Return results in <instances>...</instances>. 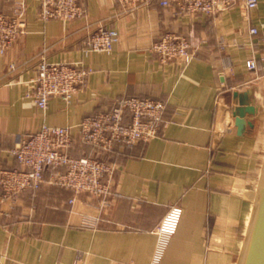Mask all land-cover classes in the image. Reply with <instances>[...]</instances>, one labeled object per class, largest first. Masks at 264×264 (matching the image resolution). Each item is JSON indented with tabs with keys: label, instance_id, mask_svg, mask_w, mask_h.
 <instances>
[{
	"label": "crops",
	"instance_id": "0c3cea01",
	"mask_svg": "<svg viewBox=\"0 0 264 264\" xmlns=\"http://www.w3.org/2000/svg\"><path fill=\"white\" fill-rule=\"evenodd\" d=\"M19 1L0 0V11L11 14ZM21 1L25 32L0 55V165L19 166L10 150L43 123L72 126V155H101L79 139L78 124L124 96L164 100L167 122L149 141L105 154L115 166L105 204L87 193L71 204L73 193L51 184L52 168L39 190L2 203V263L74 264L83 252L78 264H236L264 165V0L215 15L160 0L134 8L80 0L85 15L68 22L41 19L40 0ZM99 25L116 28L119 41L111 52L86 53ZM168 30L189 38L188 64L151 50ZM42 54L93 70L70 102L52 96L46 110L27 93ZM251 56L256 71L246 66ZM249 87L258 111L238 134L233 93ZM87 217L97 223L83 225Z\"/></svg>",
	"mask_w": 264,
	"mask_h": 264
},
{
	"label": "built area",
	"instance_id": "2783aa9c",
	"mask_svg": "<svg viewBox=\"0 0 264 264\" xmlns=\"http://www.w3.org/2000/svg\"><path fill=\"white\" fill-rule=\"evenodd\" d=\"M115 1L134 8L148 0ZM259 2L260 0H160L164 6L174 5L183 12L204 15H215L238 4L251 10ZM38 15L43 20L54 18L68 22L84 16L85 8L80 0H40ZM25 28L24 1L20 0L11 14L0 11V55L25 32ZM249 33H258V28L251 26ZM118 41L119 31L116 28L99 25L88 31L85 52H111ZM151 50L164 62L177 59L188 64L194 56L189 38L171 30L161 34L151 44ZM246 66L256 71L257 58L249 57ZM36 69V75L31 79L32 89L27 93L43 110L48 107L52 96H59L70 102L93 71L89 66L50 61L44 54ZM165 107L166 102L162 99L131 95L119 98L109 110L85 116L78 124L79 139L94 145L101 155H72V126L43 123L39 130L28 134L10 150L19 166L0 165V205L6 201L14 203L26 190H39L49 168L55 170L51 184L73 193L69 200L71 204L82 193L100 197L105 204L113 193L111 181L115 171L114 164L105 154L116 143L129 146L136 142H147L157 136L167 122L164 117ZM97 220L87 217L83 225L96 224ZM83 255V252H78L74 264L81 262Z\"/></svg>",
	"mask_w": 264,
	"mask_h": 264
},
{
	"label": "water",
	"instance_id": "95a60500",
	"mask_svg": "<svg viewBox=\"0 0 264 264\" xmlns=\"http://www.w3.org/2000/svg\"><path fill=\"white\" fill-rule=\"evenodd\" d=\"M252 90L249 87L244 91L235 90L233 93L237 101L233 115L238 134H243L247 125H254L250 116L255 115L258 108L250 100ZM0 264H3L1 260ZM236 264H264V165L253 201L250 221Z\"/></svg>",
	"mask_w": 264,
	"mask_h": 264
},
{
	"label": "rangeland",
	"instance_id": "374dc122",
	"mask_svg": "<svg viewBox=\"0 0 264 264\" xmlns=\"http://www.w3.org/2000/svg\"><path fill=\"white\" fill-rule=\"evenodd\" d=\"M262 102V104L264 105V97H263V101H261Z\"/></svg>",
	"mask_w": 264,
	"mask_h": 264
},
{
	"label": "bare ground",
	"instance_id": "6f19581e",
	"mask_svg": "<svg viewBox=\"0 0 264 264\" xmlns=\"http://www.w3.org/2000/svg\"><path fill=\"white\" fill-rule=\"evenodd\" d=\"M256 192H257V190H256ZM256 197V194H255V196H254V198Z\"/></svg>",
	"mask_w": 264,
	"mask_h": 264
}]
</instances>
